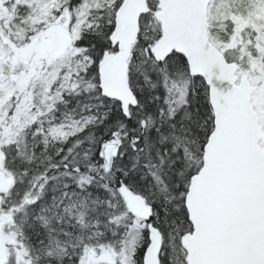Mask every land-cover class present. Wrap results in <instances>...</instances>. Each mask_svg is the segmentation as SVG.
<instances>
[{
  "label": "snow or ice",
  "instance_id": "snow-or-ice-1",
  "mask_svg": "<svg viewBox=\"0 0 264 264\" xmlns=\"http://www.w3.org/2000/svg\"><path fill=\"white\" fill-rule=\"evenodd\" d=\"M0 264H264V0H0Z\"/></svg>",
  "mask_w": 264,
  "mask_h": 264
}]
</instances>
